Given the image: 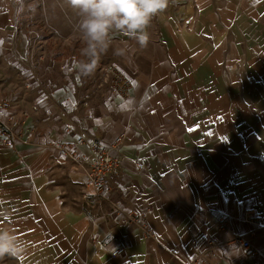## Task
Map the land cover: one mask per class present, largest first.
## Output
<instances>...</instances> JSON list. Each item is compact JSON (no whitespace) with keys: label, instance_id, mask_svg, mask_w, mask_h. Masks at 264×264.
Instances as JSON below:
<instances>
[{"label":"crops","instance_id":"0c3cea01","mask_svg":"<svg viewBox=\"0 0 264 264\" xmlns=\"http://www.w3.org/2000/svg\"><path fill=\"white\" fill-rule=\"evenodd\" d=\"M56 6L52 29L68 42L80 17ZM11 13L0 9V94L13 104L0 119H31L13 146L0 141V210L8 213L0 226L15 229L29 252L0 264H184L211 239L220 245L213 264H264V0H170L146 46L116 34L99 63L118 64L131 84L127 99L61 71L82 46L31 62ZM86 90L87 105L67 104ZM123 133L114 201L139 212L150 237L125 213L93 218L82 201L91 151L79 138L111 146ZM220 214L227 231L216 226ZM244 235L257 257L234 242Z\"/></svg>","mask_w":264,"mask_h":264},{"label":"built area","instance_id":"2783aa9c","mask_svg":"<svg viewBox=\"0 0 264 264\" xmlns=\"http://www.w3.org/2000/svg\"><path fill=\"white\" fill-rule=\"evenodd\" d=\"M70 48L82 46L78 39H71L65 42ZM80 49H76L75 54L70 55L67 60H64L60 65V69L67 75H73L77 71L74 69V61L80 57ZM37 64V63H35ZM87 80L90 81L92 88L96 90H102L105 87H110L112 93L115 96H120L123 99L130 97V82L124 77L118 64L115 62L110 63H98L96 72L90 76ZM85 81V80H83ZM87 81H85V85ZM24 87L27 91L32 90V83L29 80L24 82ZM92 92L86 90V95L82 97L81 102H75L71 99L67 100V104L77 109L79 106L87 105L90 101ZM13 104L10 98L5 94H0V114L7 112L12 108ZM40 105L38 102L33 103V110L39 111ZM30 115L24 112L19 118L10 122H3L0 119V141L10 147L13 146L17 140L23 138V136L29 130ZM67 129H71V121H67ZM125 139V133L121 134L111 146H106L99 141H87L83 137H80L78 144H86L90 148V156L87 157L85 163L88 167V176L85 183L82 185V201L88 213L93 218H104L106 220H112L117 214L125 213V207L115 202V197L118 194V182L116 180L117 174L122 167V159L114 155V151L120 150L123 141ZM61 154L68 156L69 150L67 148L60 147ZM142 164H137V169L141 170ZM107 206L111 207V213H108ZM126 214V219L130 226H137L148 236H152V231L147 225L144 217L137 211L131 210ZM251 219V217H249ZM217 228L220 231H227L228 218L224 214H220L217 217ZM264 228V225H261ZM255 234V233H251ZM234 242L241 249L244 256L249 258H255L259 255L258 250L253 245L251 239L248 236H236ZM220 247L219 243L211 239L208 249L198 253L196 256L191 257L184 264H213L217 257V250ZM122 249L114 251V255L121 254Z\"/></svg>","mask_w":264,"mask_h":264},{"label":"clouds","instance_id":"9594fccd","mask_svg":"<svg viewBox=\"0 0 264 264\" xmlns=\"http://www.w3.org/2000/svg\"><path fill=\"white\" fill-rule=\"evenodd\" d=\"M169 3L170 0H67L80 17L73 38L82 45L81 58L74 61V69L82 78L92 76L101 56L112 49L116 34L146 46L152 20L164 13ZM126 52V47L114 49L117 56ZM6 215V210H0V216ZM28 252L29 244L15 229L0 226V260L8 257L23 261Z\"/></svg>","mask_w":264,"mask_h":264},{"label":"rangeland","instance_id":"374dc122","mask_svg":"<svg viewBox=\"0 0 264 264\" xmlns=\"http://www.w3.org/2000/svg\"><path fill=\"white\" fill-rule=\"evenodd\" d=\"M58 1L65 5L64 15H77V11L67 4V0H0V9L11 8L12 27L18 38H26V51L31 62L38 64L46 59L53 62L67 45L66 40L52 29L59 11L56 6ZM57 48H61L59 53Z\"/></svg>","mask_w":264,"mask_h":264}]
</instances>
